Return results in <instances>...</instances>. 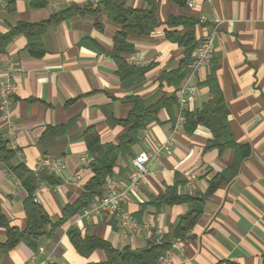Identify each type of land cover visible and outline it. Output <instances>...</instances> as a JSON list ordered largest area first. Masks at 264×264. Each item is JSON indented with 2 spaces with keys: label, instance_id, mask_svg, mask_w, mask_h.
<instances>
[{
  "label": "crops",
  "instance_id": "obj_1",
  "mask_svg": "<svg viewBox=\"0 0 264 264\" xmlns=\"http://www.w3.org/2000/svg\"><path fill=\"white\" fill-rule=\"evenodd\" d=\"M103 0H45L42 8H32L30 0H0V34L18 23H39L71 6L96 11L86 16L73 15L48 28L40 37L43 55L35 57L27 49V38L17 35L0 54V67L12 58L16 62L17 84L12 115L15 130L7 134L0 120V136L15 146L17 153L12 166L23 164L34 174L37 162L44 155L60 158L64 170L49 183L36 175V204L49 218L38 248L55 252V264H97L105 254L95 250L80 255L66 234L76 228L84 237L109 242L115 249L131 250L147 247L141 238L124 237L115 215L100 214L79 217L55 226L65 206L73 205L92 177L90 157L83 133L94 126L103 145L116 146L127 128L119 123L132 108L130 97H139L146 106L164 99L157 122L139 132L138 142L115 162L107 177L102 194L111 180L126 181L132 160L142 151L155 149L170 140L172 153L148 164V175L136 193L123 205L139 223L148 222L154 232L161 231L171 241V234L181 215L190 204L160 205L152 201L176 186L177 195L195 197L206 193L209 181L223 173L234 158L227 149L205 150L212 138L210 130L197 125L188 132L171 137L177 113L176 91L187 85L196 91L189 99L185 114L202 110L207 101L211 75L216 79L228 110L227 122L236 144L249 145L251 155L238 174L221 184L202 204V213L194 227L182 239V251L175 250L171 264H264V0H156L158 26L148 36L127 38L135 52L121 57L128 65L145 68L144 81L128 89L121 86L116 75L117 65L111 57L113 38L118 30L109 21L99 4ZM133 9H147V0H108ZM215 18L213 50L208 64L188 73L178 86L162 78L176 72L185 48L165 38L166 32L192 33L197 43L208 33L198 24V17ZM183 18L186 26L171 27L169 19ZM175 97V102L169 99ZM68 125V126H67ZM65 126H67L65 128ZM65 128V129H64ZM88 163L82 164L81 157ZM79 177L76 182L75 178ZM27 192L7 166L0 164V211L9 225L24 231L27 219L24 202ZM5 229L0 228V242ZM36 250V251H37ZM35 251V252H36ZM20 243L6 254L0 264H27L35 253Z\"/></svg>",
  "mask_w": 264,
  "mask_h": 264
},
{
  "label": "trees",
  "instance_id": "obj_2",
  "mask_svg": "<svg viewBox=\"0 0 264 264\" xmlns=\"http://www.w3.org/2000/svg\"><path fill=\"white\" fill-rule=\"evenodd\" d=\"M30 1L32 8H42L46 4L45 0ZM176 1L181 3L180 0ZM99 4L103 6L109 21L118 28L113 38L114 46L111 57L117 65L116 75L120 80L121 86L128 89L134 84H140L144 81L147 69L128 65L121 55L135 52V49L127 40L129 36H148L158 26L156 18L157 1L147 0V9H133L108 0L100 1ZM89 6H71L51 15L47 20L35 24L18 23L15 27H11L8 32L0 34V54L5 53L7 46L15 36L24 35L28 41L27 49L29 53L35 57L42 56L43 49L39 44V39L46 30L55 27L59 22L73 15L86 16L95 14L96 11L90 10ZM168 25L171 27L186 26L188 22L183 18H171L168 21ZM165 38L169 42L176 43L185 48L178 70L162 76L169 84L178 86L188 73V66L192 61V53L197 46V41L192 33L181 35L178 31L166 32ZM204 85L209 89L207 101L200 112L185 114L186 130L191 132L197 125L206 126L210 130L212 138L207 142L205 150H217L219 153H222L227 149H231L234 151V158L223 173L217 174L209 181L205 194L195 197L179 196L177 195L176 186H174L168 188L164 196L152 201L154 205L156 203L160 205L181 203L191 205L188 211L179 217L178 223L169 239L185 238L200 217L204 200L221 184L230 182L238 174L244 161L251 155L249 145L236 144L232 138L227 122L228 110L214 76H209ZM129 100L132 108L128 112L126 119L119 123L124 128H127V131L119 137L118 145L109 146L101 144L94 126L87 127L83 133V141L86 145L87 154L90 157L89 168L92 172V177L84 185V191L79 199L73 205L64 207L62 217L55 226L65 223L87 208L94 199L102 195L103 186L107 177L112 175L116 159L120 155L130 152L131 148L138 142L139 132L148 125L157 122L159 110L166 105L164 99H160L149 106H146L136 96L130 97ZM172 101L175 102V97L169 99V102ZM15 156V151L8 146V141L0 136V164L7 166L27 192V198L24 202L27 224L24 231L11 227L0 211V228L5 229V240L0 242V254L8 253L20 243L25 244L35 252L39 240L44 236L42 229L49 224V218L45 210L33 201V193L37 187L36 175L21 163L12 166L11 161ZM43 177L49 183L55 182L50 175H42L41 180ZM66 234L75 250L84 257L95 250L102 251L106 259L104 262L97 264H154L157 258L168 249L170 243V241H166V239L168 240L166 236V239L164 237V243L159 246H152L148 243L147 247L142 249L131 250L130 247H125L122 250H117L109 242L96 237L81 238L80 232L73 227H70Z\"/></svg>",
  "mask_w": 264,
  "mask_h": 264
},
{
  "label": "built area",
  "instance_id": "obj_3",
  "mask_svg": "<svg viewBox=\"0 0 264 264\" xmlns=\"http://www.w3.org/2000/svg\"><path fill=\"white\" fill-rule=\"evenodd\" d=\"M187 6L192 8L193 1H188ZM218 21L215 18H208L204 15L198 17V24L206 26L208 33L197 43L192 53L190 70L194 72L205 67L211 59L213 50V30L216 28ZM17 71L16 62L9 58L0 67V120L7 127V134L12 135L15 130V124L12 115V106L15 100L17 84L15 82V73ZM196 91L193 87L183 85L176 91L177 113L175 116L171 137L181 133L186 125L185 107L189 99H194ZM172 138H170L171 140ZM170 140L158 145L153 150L142 151L132 160V169L126 181L111 180L108 189L100 197L94 199L91 204L79 213V217H90L100 214L115 215L119 219V231L124 237H134L144 239L152 246H159L164 243V234L161 231L154 232L148 222L139 223L131 215L123 210V205L128 201L131 194L139 190L141 184L148 175V164L162 156H169L172 153ZM8 141V140H7ZM8 146L15 151L13 143L8 141ZM15 154H17L15 152ZM82 164L88 163V157L83 156L80 159ZM65 166L63 160L44 155L39 159L34 169V175L40 172L47 175L59 177ZM79 181V177L75 178ZM37 188V187H36ZM36 189L33 193V201L36 202ZM182 239L176 238L170 241L166 249L156 260L154 264H171L172 256L175 250L182 251ZM55 252H46L43 248L32 255L27 264H55Z\"/></svg>",
  "mask_w": 264,
  "mask_h": 264
}]
</instances>
